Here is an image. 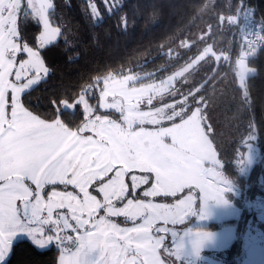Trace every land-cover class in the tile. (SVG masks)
Returning <instances> with one entry per match:
<instances>
[{
  "label": "snow or ice",
  "instance_id": "1",
  "mask_svg": "<svg viewBox=\"0 0 264 264\" xmlns=\"http://www.w3.org/2000/svg\"><path fill=\"white\" fill-rule=\"evenodd\" d=\"M88 7L94 23L101 22L96 4L90 0ZM118 7L111 4L108 14ZM53 15V0H0V264H8L22 239L38 250L55 246L58 264H164L158 253L164 238L153 236L156 222L183 223L197 200L222 198L226 183L216 170L220 162L202 126L203 110L197 107L188 115L187 96L163 103L165 97L178 94L173 81L187 69L140 87L135 84L146 76L105 77L99 108L117 113L119 119L97 114L89 104L86 96L94 90L92 85L83 87L72 103L52 100L55 118H42L25 107L22 97L47 78L49 69L39 50L19 42L18 20L31 19L42 26L35 37L42 50L62 34L53 26ZM21 53L27 59L17 63ZM233 71L242 90L241 106H248L247 81L253 70L245 54ZM94 83L98 86L100 80ZM154 101L161 106L155 107ZM197 103H204L203 98ZM81 105L83 121L69 127L61 115H74ZM142 185H151L144 197H175L185 189L189 194L172 205L158 204L135 198ZM46 187L52 190L45 196ZM117 217L125 226L116 222ZM190 234L194 250L207 237ZM177 235L172 233L175 251L165 249L175 257L181 248Z\"/></svg>",
  "mask_w": 264,
  "mask_h": 264
},
{
  "label": "trees",
  "instance_id": "2",
  "mask_svg": "<svg viewBox=\"0 0 264 264\" xmlns=\"http://www.w3.org/2000/svg\"><path fill=\"white\" fill-rule=\"evenodd\" d=\"M93 1L102 16L99 23H94L88 0H53V25L60 27L62 34L57 42L42 50L35 43L40 25L31 19L18 20L21 45L28 43L39 50L49 69L47 78L22 97L25 107L34 114H43L42 118L54 119L56 108L52 100L74 102L83 87L92 85L94 90L86 99L97 113L111 114L99 108V91L105 77L151 73L138 82L161 81L192 62L209 42L216 54H221L220 59L207 54L198 61L197 68L192 67L188 86L193 95L188 97L186 111L189 114L197 107L203 110L201 114L206 119L202 123L217 153L221 174L239 188L240 194L249 198H255V192L263 195L264 45L246 61L250 68L262 73L250 74L247 81L251 101L248 106H241L242 90L233 69L239 58L238 32L244 10L254 8L264 23V0H213L211 6V0H111L109 5L120 4L111 15L104 0ZM221 15L238 16L239 26L232 24L225 30L221 23L214 26ZM121 18L126 20V27ZM208 26L212 34L207 40L201 39L180 51H166L187 34ZM21 56L24 53L18 55ZM96 79L100 80L98 86ZM201 98L204 103H197ZM74 111V115L71 111L61 115L72 128L84 119L80 106ZM248 142L257 146L259 162L245 174L242 157ZM241 249L242 238L237 230L225 253L227 257L237 256ZM57 253L55 246L38 250L27 240H20L14 245L8 264H58ZM234 263L227 260L225 264Z\"/></svg>",
  "mask_w": 264,
  "mask_h": 264
},
{
  "label": "rangeland",
  "instance_id": "3",
  "mask_svg": "<svg viewBox=\"0 0 264 264\" xmlns=\"http://www.w3.org/2000/svg\"><path fill=\"white\" fill-rule=\"evenodd\" d=\"M110 1L111 0H108V3L106 4L107 6H110L109 5ZM112 1H119V0H112ZM89 2L90 0H88V4ZM91 2L95 3L93 0H91ZM212 3L213 0L209 1L208 4L211 6ZM245 11L246 10H244V12ZM220 23L223 24L222 29L224 28L225 30L228 29L229 26H231L232 24L237 28V26H239L240 24V21L238 19V16L235 15H221L219 19L216 21L214 26ZM236 23H238V25ZM236 28H233L232 32H235ZM211 31L212 30L209 29V26L207 27V29L200 28L191 35L187 34L185 38L180 40L177 44H173L169 46L166 49V51H170L171 49L173 51H180L189 48L190 46L197 43V41L201 39L207 40L208 36L212 34ZM238 33L240 37V31ZM239 39L241 43L239 46V58L241 54H245V63H246L247 59L253 56L257 52V49H253L245 41H243L245 42L243 43L241 41L243 40L241 37ZM220 47L221 45L219 46V48ZM209 48L211 49V52H208L207 54L215 53L214 57H218L219 55H221L219 52H217L216 54V52L212 49L211 44L209 42H206V45L202 53L196 56L192 60V62L185 65L181 69L176 70L175 72L166 76L163 79L166 80L169 77L175 76L176 73L181 72L184 69H187L186 71H183V74L181 76L176 77V79L173 81L174 87L179 90L178 94L175 97H171L170 95L165 97L163 103H172L173 100H178L183 95H187V94H188L187 97H189V93H191V91L189 92V86H188V84L191 82L190 81L191 73L189 74V72L191 71L192 67L194 68L198 67L199 65V64L197 65L198 61L202 59L205 55H207L205 54V49H209ZM25 55H26L25 58L23 56L21 57L17 56V63L20 60L27 59V54L24 53V56ZM249 69L253 70L250 74L255 73L259 76L262 75L261 72H257L250 67ZM137 74L138 73L134 72L133 74L132 73L124 74L121 75L120 77H124L128 75L131 76L148 75L147 73L140 75ZM159 82L160 81H153V82L137 81L135 86L140 87L141 85H147L150 83H159ZM154 106L159 107L161 106V104L159 101H154ZM80 108L82 109V105L80 106ZM143 110H148V109L147 107H144ZM112 114L114 113L112 112L110 115ZM114 115H112L113 118L119 119L118 118L119 115H115V116ZM253 138L254 137H252L251 139ZM257 162H259L258 148L255 145V143L248 142L246 145V150L242 157V168H241L242 171L245 174L248 173L251 167ZM216 170L220 172L219 167H217ZM136 174L139 175L140 173L137 172ZM223 178L226 183L224 185L225 190L223 191L222 198L217 199V198L209 197V198H201L197 200L196 204L194 205L195 208L193 212L186 215L183 223L172 224L170 221L168 223H165L163 220H158L154 225L153 228L154 238L157 239L160 237L164 238L161 243L160 249H158V253L161 259L166 264H224L226 258L223 251L236 237L237 235L236 229L239 231L242 237V241H243L242 249L241 252L237 254V256L232 255L231 257H228L229 261L233 263L235 262L234 264H264V194L257 196L258 194H256L257 192H255L254 193L255 198H251V197L249 198L247 196H244L243 194H240L238 190L239 188L235 187L236 186L235 184H233L231 181H228L224 176ZM126 182H128L129 184L131 183L130 177L126 178ZM60 187L61 189H59ZM142 187L143 186H141L137 190L136 193L137 195H139V193L143 191V190L141 191ZM148 187H151V185L144 186V191ZM51 190H52L51 187H46L45 196L47 192ZM57 190L62 191L63 187L59 186ZM69 190H72L71 187H69ZM93 194L96 195L97 193L93 190ZM188 194H189L188 190L185 189L182 193H178L175 197L171 196L172 199H170L169 197L159 198V196L154 198L144 197L143 195L139 199H144L146 201L151 200L153 203H158V204L172 205L175 204L177 200L186 197ZM195 194L197 196L199 195L198 190H196ZM98 199H102V196L98 195ZM100 214L103 215V212H101ZM233 217H239V218L238 219L234 218V220H229L232 222H227L229 218H233ZM114 219L116 220L117 223H120L121 226H125L123 224L122 217H117ZM204 224H209L210 227H218V228L210 229L203 226ZM127 226H131V224L129 223ZM156 229H167L168 231H156ZM173 232L178 233L177 237L175 238L176 243L181 244L178 257L169 254V252L175 251L173 244V236H172ZM195 232L207 233V237L203 239L200 242L199 247L194 250L192 244L193 237L190 233H195ZM68 234L74 235L73 233L71 234L70 232ZM165 249H168L169 252H165ZM58 257H59V252L57 253V263H58Z\"/></svg>",
  "mask_w": 264,
  "mask_h": 264
},
{
  "label": "built area",
  "instance_id": "4",
  "mask_svg": "<svg viewBox=\"0 0 264 264\" xmlns=\"http://www.w3.org/2000/svg\"><path fill=\"white\" fill-rule=\"evenodd\" d=\"M263 28V20L256 15L255 9L251 7L246 9L240 24V37L243 39L241 41L258 50L264 45V41L260 40V37L264 36Z\"/></svg>",
  "mask_w": 264,
  "mask_h": 264
},
{
  "label": "crops",
  "instance_id": "5",
  "mask_svg": "<svg viewBox=\"0 0 264 264\" xmlns=\"http://www.w3.org/2000/svg\"><path fill=\"white\" fill-rule=\"evenodd\" d=\"M53 26H54V25H53ZM54 27H56V26H54ZM40 31H42V26H40ZM25 57H26V55L24 56V58H25ZM113 77L118 78V79H119V78H123V77H120V76H113ZM102 88H103V87H102ZM9 94H10V93H9ZM9 96H10V95H9ZM109 99H110V98H109ZM147 109H148V108H147ZM195 110H196V109H195ZM195 110H192V111H195ZM116 114H117V113H116ZM190 114H191V112H190L188 115H190ZM118 118H119V117H118ZM177 122H179V120H178ZM166 126H168V125H166ZM202 126H203V123H202ZM203 127H204V126H203ZM212 145H213V144H212ZM213 148H214V147H213ZM216 158H217V160H219V159H218V156H217V153H216ZM206 166H207V165H206ZM218 166H219V165H218ZM218 166H217V167H218ZM142 186H143V185H142ZM59 189H61V187H60ZM47 190H49V189H47ZM142 190L144 191V186L142 187L141 191H142ZM143 191H142V192H143ZM142 192L139 193V195L136 194V195H135V198H136V199H139V198L143 195ZM141 194H142V195H141ZM222 195H223V193H222ZM164 197H165V196H163V195L159 196V198H164ZM167 197H169L170 199H172L171 196H167ZM121 206H122V205H121ZM239 217H240V215H239ZM239 217L229 218L228 221H227V220H226V221H227V222H232V221H229V220H234V218H237V219H238ZM226 221H225V222H226ZM236 221H237V220H236ZM223 222H224V221H223ZM211 223H213V222H211ZM214 223H215V222H214ZM208 225H209V224H204L203 226L207 227ZM207 228H208V227H207ZM214 228H218V227H213V228H210V229H214ZM237 228H238V227H237ZM236 232H237V229H236ZM70 233H71V232H70ZM71 234H72V233H71ZM235 238H236V237H235ZM235 238H234V239H235ZM241 238H242V237H241ZM234 239H233V240H234ZM233 240H232V241H233ZM232 241H231V243H232ZM242 242H243V241H242ZM231 243H230V244H231ZM230 244H229V245L224 249V251H223V253L225 254V258H226L224 264L226 263L227 260L229 261V258L227 257V254L225 253V251H226L227 248L230 246ZM164 264H166V263L164 262Z\"/></svg>",
  "mask_w": 264,
  "mask_h": 264
}]
</instances>
